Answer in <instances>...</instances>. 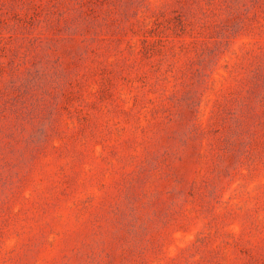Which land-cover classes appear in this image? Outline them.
<instances>
[{
	"label": "rangeland",
	"instance_id": "obj_1",
	"mask_svg": "<svg viewBox=\"0 0 264 264\" xmlns=\"http://www.w3.org/2000/svg\"><path fill=\"white\" fill-rule=\"evenodd\" d=\"M0 264H264V0H0Z\"/></svg>",
	"mask_w": 264,
	"mask_h": 264
}]
</instances>
